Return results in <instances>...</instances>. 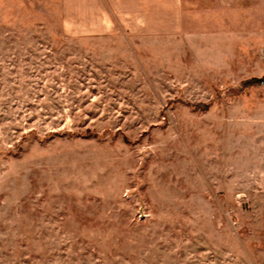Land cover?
<instances>
[{
    "label": "rangeland",
    "instance_id": "obj_1",
    "mask_svg": "<svg viewBox=\"0 0 264 264\" xmlns=\"http://www.w3.org/2000/svg\"><path fill=\"white\" fill-rule=\"evenodd\" d=\"M181 1L0 0V264H264V0Z\"/></svg>",
    "mask_w": 264,
    "mask_h": 264
},
{
    "label": "crops",
    "instance_id": "obj_2",
    "mask_svg": "<svg viewBox=\"0 0 264 264\" xmlns=\"http://www.w3.org/2000/svg\"><path fill=\"white\" fill-rule=\"evenodd\" d=\"M78 10L80 31L125 30L140 35L178 34L184 29L181 0H87ZM117 26V28H116Z\"/></svg>",
    "mask_w": 264,
    "mask_h": 264
},
{
    "label": "trees",
    "instance_id": "obj_3",
    "mask_svg": "<svg viewBox=\"0 0 264 264\" xmlns=\"http://www.w3.org/2000/svg\"><path fill=\"white\" fill-rule=\"evenodd\" d=\"M252 83H256L257 85H262V83H264V81L263 80L253 79L248 84H252Z\"/></svg>",
    "mask_w": 264,
    "mask_h": 264
}]
</instances>
